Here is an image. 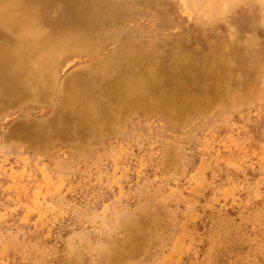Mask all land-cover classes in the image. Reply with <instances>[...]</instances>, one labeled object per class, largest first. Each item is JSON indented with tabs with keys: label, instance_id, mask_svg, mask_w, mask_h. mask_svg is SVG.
Instances as JSON below:
<instances>
[{
	"label": "rangeland",
	"instance_id": "1",
	"mask_svg": "<svg viewBox=\"0 0 264 264\" xmlns=\"http://www.w3.org/2000/svg\"><path fill=\"white\" fill-rule=\"evenodd\" d=\"M0 264H264V0H0Z\"/></svg>",
	"mask_w": 264,
	"mask_h": 264
},
{
	"label": "bare ground",
	"instance_id": "2",
	"mask_svg": "<svg viewBox=\"0 0 264 264\" xmlns=\"http://www.w3.org/2000/svg\"><path fill=\"white\" fill-rule=\"evenodd\" d=\"M186 5V4H185ZM226 6V5H225Z\"/></svg>",
	"mask_w": 264,
	"mask_h": 264
}]
</instances>
